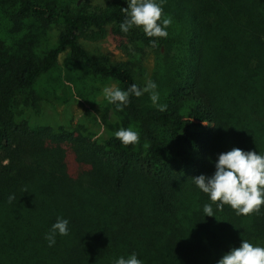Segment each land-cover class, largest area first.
I'll return each instance as SVG.
<instances>
[{"label":"trees","instance_id":"trees-1","mask_svg":"<svg viewBox=\"0 0 264 264\" xmlns=\"http://www.w3.org/2000/svg\"><path fill=\"white\" fill-rule=\"evenodd\" d=\"M163 4L167 38L122 32L127 0H0V264H115L133 253L142 264H217L242 240L264 247V207L243 216L212 204L207 216L211 201L194 182L233 147L264 155V0ZM109 34L129 57L135 47L179 50L158 103L166 111L145 103L148 92L123 107L141 127L127 147L116 114L87 128L31 111L38 78L66 51L120 90L143 89L131 58L102 63L81 43ZM58 218L68 235L50 247Z\"/></svg>","mask_w":264,"mask_h":264},{"label":"clouds","instance_id":"clouds-1","mask_svg":"<svg viewBox=\"0 0 264 264\" xmlns=\"http://www.w3.org/2000/svg\"><path fill=\"white\" fill-rule=\"evenodd\" d=\"M126 19L120 24V29L128 33L133 27L140 28L148 37L167 38L166 29L171 25V18H164L163 8L156 0H127V7L122 8ZM155 46L156 41H152ZM157 85L149 80L143 89L132 84L128 90L106 87L103 90L105 99L116 105L117 111L129 103L130 95L141 96L150 93V100L157 104L159 93L155 91ZM159 111H166L167 105H158ZM114 136L125 147L139 143V133L131 128L120 130ZM196 186L208 195L211 203L204 206L207 216H214L212 204L222 210L229 206L237 215L251 216L259 213L264 207V155L255 151H244L233 147L231 150L218 155L215 172L211 176L203 174L194 177ZM14 199L9 196V202ZM68 220L58 218L51 226L46 239L51 247L55 243L57 234L68 235ZM115 264H142L135 253L127 259L120 257ZM217 264H264V247L254 246L247 240H242L239 247L227 251Z\"/></svg>","mask_w":264,"mask_h":264},{"label":"rangeland","instance_id":"rangeland-1","mask_svg":"<svg viewBox=\"0 0 264 264\" xmlns=\"http://www.w3.org/2000/svg\"><path fill=\"white\" fill-rule=\"evenodd\" d=\"M61 1L77 8L83 3L101 5L108 0ZM156 2L163 8V0H156ZM163 13L164 18H171L170 10H165ZM179 26L176 25L173 29L175 35L178 33ZM81 43L96 60L102 63H114L131 58L137 76L146 83L151 80L157 85L155 89L159 93L157 104H153L150 100V93L145 96V103L149 106H158L168 84L166 78L170 74L177 73L175 71L179 62L177 59L179 50L175 45L163 53L150 51L146 47H143L142 51L139 47H135L133 56L129 57L116 47L111 34L95 42L82 39ZM106 87L118 88V85L113 80L93 74L83 62L73 60L66 51L59 56L56 65L50 71L38 78L35 88L40 100L31 111L35 113L36 119L46 115L55 123L58 122L65 127L82 124L87 128L100 123L104 124V122L108 124V119L116 114L127 121L125 126L127 129L131 128L140 136L141 127L138 120L129 118L124 109L117 111L116 105L105 99L103 90Z\"/></svg>","mask_w":264,"mask_h":264}]
</instances>
